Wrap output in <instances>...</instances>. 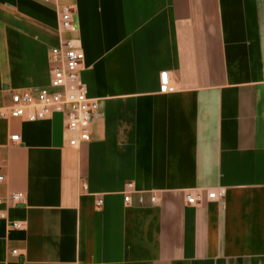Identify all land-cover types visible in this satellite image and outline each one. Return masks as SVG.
Listing matches in <instances>:
<instances>
[{
  "label": "crops",
  "instance_id": "1",
  "mask_svg": "<svg viewBox=\"0 0 264 264\" xmlns=\"http://www.w3.org/2000/svg\"><path fill=\"white\" fill-rule=\"evenodd\" d=\"M67 38L100 115L78 147L62 115L0 118V264H264V0H0L2 108Z\"/></svg>",
  "mask_w": 264,
  "mask_h": 264
},
{
  "label": "built area",
  "instance_id": "2",
  "mask_svg": "<svg viewBox=\"0 0 264 264\" xmlns=\"http://www.w3.org/2000/svg\"><path fill=\"white\" fill-rule=\"evenodd\" d=\"M75 9L63 5L60 11V26L64 33H77V27L74 24ZM60 47L51 50L50 61L51 81L50 88L29 89L22 93H14L11 96V106L7 110L0 106V118H18L29 122H39L50 119L54 115H62L66 120V131L74 136L70 141L72 147H78L88 143L91 138V125L93 118L100 115V104L98 100L88 97L87 86L81 81V72L84 66L85 54L83 45L78 38L64 39ZM160 92L173 93L175 87L171 83L169 73L164 72L160 75ZM13 142H19V136L11 137ZM3 170V164L0 163V172ZM5 177L0 175V182ZM135 190V184L129 182L124 191L125 203L130 204L132 192ZM227 190L219 188L216 191L209 192L207 199L209 201L222 200L226 197ZM203 191L186 195V203L191 206H198L204 201ZM26 196L23 193H11L9 201L13 204H24ZM5 200L0 198V205ZM152 203L157 204V197L153 196ZM103 206V199L97 201V208ZM1 219H7L4 212H0ZM10 227L16 229L24 228L23 223L12 222ZM11 255L20 256V253L13 249Z\"/></svg>",
  "mask_w": 264,
  "mask_h": 264
}]
</instances>
